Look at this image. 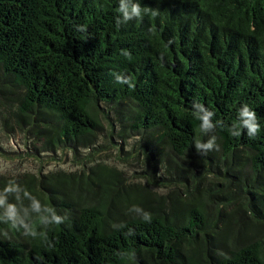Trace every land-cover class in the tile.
Returning a JSON list of instances; mask_svg holds the SVG:
<instances>
[{"label":"trees","instance_id":"16d2710c","mask_svg":"<svg viewBox=\"0 0 264 264\" xmlns=\"http://www.w3.org/2000/svg\"><path fill=\"white\" fill-rule=\"evenodd\" d=\"M0 69L19 92L18 128L45 134L43 151L90 144L101 105L121 109L122 127L148 133V145L196 153L225 202L241 200L262 229L251 240L220 234L219 202L112 214L32 177L7 180L0 264H264V0H0ZM245 105L260 125L253 137ZM213 136L202 155L197 141Z\"/></svg>","mask_w":264,"mask_h":264},{"label":"rangeland","instance_id":"374dc122","mask_svg":"<svg viewBox=\"0 0 264 264\" xmlns=\"http://www.w3.org/2000/svg\"><path fill=\"white\" fill-rule=\"evenodd\" d=\"M18 96L0 69V187L3 181L24 183L32 177L35 187L52 190L55 198L106 202L112 214L128 209L170 212L193 202L212 209L219 202L220 234L251 240L262 232L248 214L242 216L241 200L225 202L222 182L204 171L196 153L179 158L165 144L148 145V133L134 134L122 127L117 112L123 110L101 105L100 126L90 144L48 152L43 151L45 134L27 124L18 128L13 114ZM217 169L222 171L220 165Z\"/></svg>","mask_w":264,"mask_h":264},{"label":"clouds","instance_id":"9594fccd","mask_svg":"<svg viewBox=\"0 0 264 264\" xmlns=\"http://www.w3.org/2000/svg\"><path fill=\"white\" fill-rule=\"evenodd\" d=\"M202 111H204L203 108H201ZM241 116L245 117L243 119L242 123L245 128H247V134L249 137L255 136L259 131H260V125L257 120L256 113L254 111L249 112L247 109V105H245L243 112L240 113ZM213 115L212 111H205V115L200 117V120L202 121L200 124V128L204 131L207 132L211 130L214 125L209 121V117ZM232 135L234 136H239L241 133L239 131L233 133L231 132ZM217 147L215 144V137L213 136L211 139L207 141L205 144H201L199 141H197L196 147L197 150L199 151L200 149H205L206 151L204 153H207V150L213 149V147ZM146 219L151 220L150 214H146L145 216ZM57 224L60 223V218H56Z\"/></svg>","mask_w":264,"mask_h":264}]
</instances>
